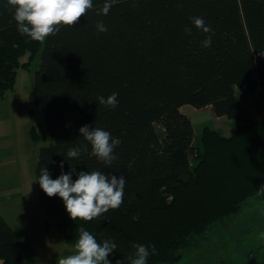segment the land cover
<instances>
[{"label":"trees","instance_id":"trees-1","mask_svg":"<svg viewBox=\"0 0 264 264\" xmlns=\"http://www.w3.org/2000/svg\"><path fill=\"white\" fill-rule=\"evenodd\" d=\"M103 3L93 0L78 24L36 42L18 32L14 9L0 0V96L42 47L28 97L42 110L49 135L34 169L40 208L69 246L81 227L100 244L115 243L109 264H131L134 244L149 248L146 264H172L264 190V116L257 117L264 113V0H117L107 15H98ZM192 17H202L212 31L196 29ZM99 21L106 32H98ZM208 36L212 44L203 48ZM112 93H118L116 108L99 104L97 97ZM184 104L210 106L216 118L241 125L228 136L206 128L200 151L192 145L190 119L180 112ZM84 125L103 128L119 142L110 165L89 156L79 133ZM29 136L40 139L34 127ZM74 147L88 151L70 159ZM42 168L52 179L74 169L73 181L81 171L123 175V203L92 221H73L59 197L41 190ZM0 260L23 263L1 215Z\"/></svg>","mask_w":264,"mask_h":264},{"label":"rangeland","instance_id":"rangeland-1","mask_svg":"<svg viewBox=\"0 0 264 264\" xmlns=\"http://www.w3.org/2000/svg\"><path fill=\"white\" fill-rule=\"evenodd\" d=\"M41 48L27 69L17 70L14 87L0 96V215L16 235L22 264H58L60 258L74 254V246L64 243L54 220L38 202L39 188L34 169L40 148L49 144V135L42 110L31 106L28 97ZM26 58L27 55L20 60ZM30 109L32 114H29ZM180 112L190 119L192 145L200 151L203 150L201 138L206 128L228 136L233 128L241 125L236 120L216 118L208 106L197 109L184 104ZM31 127L40 135L38 141L30 139ZM193 154L197 155V152L193 151ZM189 160L194 164L197 157L190 154ZM263 237L264 190L249 198L224 228L212 226L197 247L182 250L181 258L172 264L235 262L241 260L246 248L257 245Z\"/></svg>","mask_w":264,"mask_h":264},{"label":"clouds","instance_id":"clouds-1","mask_svg":"<svg viewBox=\"0 0 264 264\" xmlns=\"http://www.w3.org/2000/svg\"><path fill=\"white\" fill-rule=\"evenodd\" d=\"M117 0H104L98 15H107ZM10 8L14 9L13 19L17 24L18 32L28 36L36 42H44L47 37L55 35L61 27H71L79 23L80 19L93 7V0H7ZM192 24L203 33L212 31L202 17H192ZM99 33L107 31L102 21L97 22ZM184 31L191 34V28L185 27ZM212 44L211 36L201 42L203 48ZM118 93H112L107 98L97 97L99 104L109 108L118 105ZM80 136L90 145L91 157H96L105 165H110L116 157L113 155L114 146L119 142L114 140L109 131L103 128H94L84 125L79 129ZM82 151L87 152V147H74L67 151V157L76 159ZM60 167H63L61 163ZM74 169L68 173L52 179L46 169H41L38 183L44 194L51 198L59 197L65 210L73 221H92L109 210L121 206L124 198L126 180L123 175H106L100 171H81L75 181L72 180ZM117 245L105 240L102 244L83 227L79 228L78 240L74 245V254L60 258L58 264H109L108 256ZM134 257H130L131 264H146L150 255L149 248L143 244H134ZM156 249L151 247V254L155 255Z\"/></svg>","mask_w":264,"mask_h":264},{"label":"flooded vegetation","instance_id":"flooded-vegetation-1","mask_svg":"<svg viewBox=\"0 0 264 264\" xmlns=\"http://www.w3.org/2000/svg\"><path fill=\"white\" fill-rule=\"evenodd\" d=\"M253 197H250V199ZM246 203L247 201L243 204L245 205ZM220 264H264V237L257 245H251L246 248L242 254L241 260L239 258L235 262H221Z\"/></svg>","mask_w":264,"mask_h":264},{"label":"built area","instance_id":"built-area-1","mask_svg":"<svg viewBox=\"0 0 264 264\" xmlns=\"http://www.w3.org/2000/svg\"><path fill=\"white\" fill-rule=\"evenodd\" d=\"M262 99L264 100V90L262 91ZM248 109L251 112H256L257 107L255 105H251ZM257 117H258V113H257Z\"/></svg>","mask_w":264,"mask_h":264},{"label":"crops","instance_id":"crops-1","mask_svg":"<svg viewBox=\"0 0 264 264\" xmlns=\"http://www.w3.org/2000/svg\"><path fill=\"white\" fill-rule=\"evenodd\" d=\"M208 107H210V106H208ZM262 116H264V113H261V114L258 116V118H259V117H262ZM220 118H224V117H220Z\"/></svg>","mask_w":264,"mask_h":264}]
</instances>
